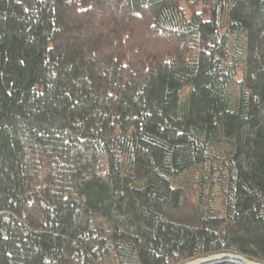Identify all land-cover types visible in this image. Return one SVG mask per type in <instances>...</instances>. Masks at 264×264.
<instances>
[{
  "label": "trees",
  "instance_id": "trees-1",
  "mask_svg": "<svg viewBox=\"0 0 264 264\" xmlns=\"http://www.w3.org/2000/svg\"><path fill=\"white\" fill-rule=\"evenodd\" d=\"M225 251L264 263V0H0V264Z\"/></svg>",
  "mask_w": 264,
  "mask_h": 264
},
{
  "label": "bare ground",
  "instance_id": "bare-ground-1",
  "mask_svg": "<svg viewBox=\"0 0 264 264\" xmlns=\"http://www.w3.org/2000/svg\"><path fill=\"white\" fill-rule=\"evenodd\" d=\"M192 264H262L255 261H251L249 258L240 254H220L214 257L204 258L201 261L194 262Z\"/></svg>",
  "mask_w": 264,
  "mask_h": 264
},
{
  "label": "rangeland",
  "instance_id": "rangeland-1",
  "mask_svg": "<svg viewBox=\"0 0 264 264\" xmlns=\"http://www.w3.org/2000/svg\"><path fill=\"white\" fill-rule=\"evenodd\" d=\"M217 196V195H216ZM217 207H220V202L216 203ZM218 254H225V253H214L213 255H208V256H203V257H198V258H194L192 259L191 261H187V262H184V263H181V264H192L194 262H198V261H201L203 260L204 258H208V257H212L214 255H218ZM226 254H230V253H226Z\"/></svg>",
  "mask_w": 264,
  "mask_h": 264
},
{
  "label": "water",
  "instance_id": "water-1",
  "mask_svg": "<svg viewBox=\"0 0 264 264\" xmlns=\"http://www.w3.org/2000/svg\"><path fill=\"white\" fill-rule=\"evenodd\" d=\"M222 253H230V254H232V255H236V254H238V253H233V252H229V251H225V252H222ZM241 255V254H240ZM251 261H255V262H257V263H262V264H264L263 262H261V261H256V260H254V259H252V258H250V257H248Z\"/></svg>",
  "mask_w": 264,
  "mask_h": 264
}]
</instances>
